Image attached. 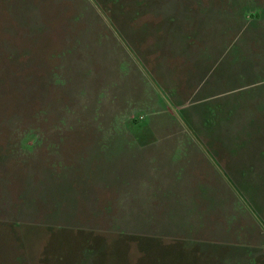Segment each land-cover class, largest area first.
<instances>
[{
	"label": "rangeland",
	"instance_id": "rangeland-1",
	"mask_svg": "<svg viewBox=\"0 0 264 264\" xmlns=\"http://www.w3.org/2000/svg\"><path fill=\"white\" fill-rule=\"evenodd\" d=\"M167 1L0 0V264H264V11Z\"/></svg>",
	"mask_w": 264,
	"mask_h": 264
},
{
	"label": "crops",
	"instance_id": "crops-1",
	"mask_svg": "<svg viewBox=\"0 0 264 264\" xmlns=\"http://www.w3.org/2000/svg\"><path fill=\"white\" fill-rule=\"evenodd\" d=\"M209 2H207L206 0H168L167 4H169V8H166V10H164L163 12L157 14V16L161 17L163 16V14H165L167 19V22H169L170 25L174 24V20H176V15L178 14L179 11H182V19L184 20V27L186 28L187 24L189 22H192L191 25L193 26V28L196 26L194 24H198L197 28L199 29H204L206 30L207 33H209L208 31L215 29V28H219V27H223L225 25H231L233 21H239L240 23H247L246 19L247 17H241L240 14L237 16L236 14L234 15L232 12H237L239 9V5L242 4L243 2H245L246 0H226L225 3H223L224 1L222 0H208ZM221 1V2H220ZM256 4L260 7H262L263 11H264V1L261 2L259 0H255ZM166 4V2H164ZM240 3V4H239ZM161 9L165 8L167 5H161ZM161 9L157 10V11H161ZM169 9H171L172 12H170L169 14ZM170 15H172L170 17ZM242 15H244V13H242ZM169 20V21H168ZM262 21L264 22V19H262ZM173 29V28H171ZM185 31V29H184ZM185 36V33H182ZM169 35V32L166 34ZM157 39H162L160 34H156ZM186 42H184V45L187 46V48H189V46L191 45L190 40L188 35H186L185 37ZM198 49L201 46L207 45V44H213L216 45L217 43H220L221 40L217 39V38H212L211 41H209V39H202L198 41ZM187 43V45H186ZM167 44L168 45H173L175 44V40L173 39V37L171 35H169V39L167 40ZM158 53V52H157ZM159 54V53H158ZM165 58H167V60H162L165 59L163 57L160 58V56L157 57V62L158 65L157 67L160 70V73L162 72L165 77H172V76H176L175 73L173 72V67L170 64V60L171 58H169V54H163ZM174 57L176 58V60L178 59L179 61H183L182 63H188V68L190 69V74L191 75H195V68L194 66L191 64V60L194 59L192 57H189L188 55H184V53H178L175 54ZM164 61V62H162ZM191 64V66L193 67V69H191L189 67V65ZM184 66V65H183ZM163 69V70H161ZM161 75V74H160ZM180 75V74H177ZM171 82L174 83L173 79L171 78ZM180 107V106H179Z\"/></svg>",
	"mask_w": 264,
	"mask_h": 264
}]
</instances>
